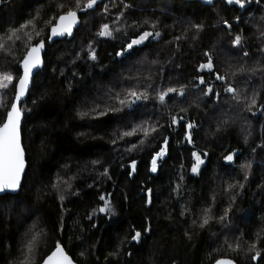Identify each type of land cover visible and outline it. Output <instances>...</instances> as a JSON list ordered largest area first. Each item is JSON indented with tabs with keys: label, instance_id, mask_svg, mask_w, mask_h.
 Wrapping results in <instances>:
<instances>
[{
	"label": "trees",
	"instance_id": "trees-1",
	"mask_svg": "<svg viewBox=\"0 0 264 264\" xmlns=\"http://www.w3.org/2000/svg\"><path fill=\"white\" fill-rule=\"evenodd\" d=\"M57 3L66 7L58 10ZM70 6L72 0L0 4V35L39 11L36 23L43 31L31 43L43 39L47 44L44 69L35 76L22 105L31 110L25 112L22 129L28 170L19 194L0 197V264H21L34 233L42 234L32 264H42L57 240L77 264H215L223 258L237 264H264V148L260 147L264 144V54L259 51L264 47L260 35L264 2L241 10L225 0L212 6L185 0H105L80 15L81 26L72 39L51 44L44 21ZM152 23L163 35L161 41L149 40L131 55L115 56L138 33L154 31ZM103 24L110 25L114 39L97 35ZM194 24H203V30L197 31ZM238 34L245 38L240 47L231 43ZM177 36L182 39L174 41ZM88 45L95 49L96 61L88 59ZM26 50L22 36L11 54L0 53V72L21 74L17 61ZM243 51L249 55L243 56ZM205 52L212 55L215 70L221 75L227 72L228 83L241 92L239 103L223 91L225 82L212 77L206 81H214L215 91L221 93L219 102L199 91L205 87L196 79L205 76L198 71L207 62ZM15 83L0 90L5 104L0 108V123L13 102ZM148 84L149 99L131 109L109 112L99 119L79 115L94 104L115 105L110 94L132 87L144 91ZM181 86H186L185 96L169 94L166 106L154 99L161 90ZM254 94L257 103L248 110ZM181 107L187 112H180ZM177 114L198 125L192 133L194 143L184 138V122L168 127L170 117ZM141 124L157 126L158 131L146 138L143 134L120 138ZM165 137L168 154L153 173L151 156ZM142 139V146L125 151ZM195 151L208 153L199 175L191 172ZM230 152L237 154L234 163L223 159ZM132 160L137 161V169L129 174ZM249 163L245 180L241 165ZM105 169L110 179L101 175ZM229 184L244 187L230 191ZM149 188L151 204L146 203ZM108 193L116 217L98 211L104 205L99 196ZM229 207L231 223L219 222ZM205 209H210V220L201 228ZM149 225L151 232L140 243L121 244L130 241L133 230L143 233ZM237 242L238 251L234 250ZM253 243L261 253L257 262L250 259L255 254L249 251ZM117 248L120 254L111 255Z\"/></svg>",
	"mask_w": 264,
	"mask_h": 264
},
{
	"label": "snow or ice",
	"instance_id": "snow-or-ice-1",
	"mask_svg": "<svg viewBox=\"0 0 264 264\" xmlns=\"http://www.w3.org/2000/svg\"><path fill=\"white\" fill-rule=\"evenodd\" d=\"M8 0H0V4L7 3ZM73 6L68 7L67 11H64L62 14L57 16L50 17L49 20L44 21L46 27L50 29V37L56 36H64L72 35L73 27L79 23L77 12H87L89 9H93L94 6L97 5L98 0H86V3H83L82 0H72ZM206 3L211 5L213 0H206ZM226 3L229 5H237L239 8L244 9L246 5L256 3L260 4L261 0H226ZM66 7L65 3H57L56 8L58 10H62ZM125 8L130 7L129 5H124ZM105 11H107V6H105ZM121 17L123 13L120 14ZM39 19V11L37 14L33 16L31 19L25 21V23L20 24L16 28L9 27L5 34L0 35V53L5 55L11 54L12 46L15 45L16 41L21 40L22 36L25 38V47L26 53L22 59L18 60L17 63L19 64L18 72L22 70V73L17 75H13L11 72L4 73L0 72V90H6L9 88L10 85L14 84V98L13 102L10 105L9 110L6 111L3 122L0 123V193L6 192H17L21 189V180L25 174V167H26V160H25V149L22 145V136H21V125L22 121L25 116L26 111H31L30 109H26L21 107L22 101H24L25 97L30 96V86L33 85V72L35 69H40L43 67L44 61L42 59L41 53L45 48V42L43 39H38L36 43H31L34 38L40 37L42 35L43 29H39L37 27L36 21ZM236 22L239 23L240 18L236 17ZM264 19V17H262ZM55 20L56 23H52ZM223 24L227 26L228 29L232 28V25L227 21L223 20ZM87 23V21H85ZM145 24L148 21H144ZM151 27L154 31H142L138 33L134 38H131L125 46L118 52L115 53L117 57H125L126 54L131 55L133 53L134 48L138 46L145 45L146 41H149V38L153 40H159L161 38V32L155 31L157 25L156 23H152ZM197 31H202L204 28L203 24H194L192 25ZM30 29V30H29ZM115 31H119V29H115ZM34 34V35H33ZM98 36H105L115 38L113 36V30L110 28V25L103 24L101 31L97 33ZM260 35L264 37V30L261 31ZM183 38H187L186 36ZM182 37L177 36L174 37V41L181 40ZM245 38L242 35H236L234 39L231 41L233 46L240 47L242 46V42ZM11 42V43H9ZM171 43V41L169 42ZM179 47V45H177ZM259 51L264 54V47H261ZM242 55L247 57L249 53L247 51H243ZM204 56L207 57V62L202 63L198 66V71L207 70L208 73L214 75L215 81H223L225 85L223 87V91L225 93L230 94L231 98L239 103L241 92L238 91L236 87H234L231 83H228V73L221 75L218 71L215 70V65L213 63L212 55L208 52L204 53ZM87 57L91 61H96L98 59L95 49L92 45H88L87 48ZM155 63V61H153ZM244 69L241 68L239 71H243ZM38 74V73H37ZM63 74V73H61ZM233 76L236 75L235 72L232 73ZM199 80V85H205L204 88H199V85H196L199 88V91L202 93L204 97H215V100L219 102L221 93L219 91H215L214 89V81H206L203 75H199L196 77ZM151 84L145 86L144 91L137 90L136 87L124 89L122 92H117L114 94H110L109 100L115 101V105L105 102V106L103 108L100 107L99 104H94L89 111L81 112L79 115L83 118L86 116H93L95 119H99L100 117H104L108 115L109 112H121L125 108L131 109L133 105H136L138 102L146 101L149 99V93L147 88H150ZM185 87L181 86L179 88L169 87L166 90H161L156 93L154 97L155 100L159 102V104L166 106V97H169V94H175L178 97L185 96ZM35 103V101H32ZM256 94L251 97L250 102L248 103V110H251L256 105ZM5 107L4 104V94L0 93V108ZM180 112H187L186 108L181 107ZM181 122L183 123V127L185 128L184 138L189 143H194L193 141V129H196L198 125H196L191 120H185L184 116L172 115L170 117V123L168 127H172L173 125H180ZM225 124L227 121L224 122ZM159 127H163V125H159ZM158 127L154 125H149L148 127H144V125H137L132 127L128 131H124L120 134V138L123 139L124 137H132L134 135L143 134L146 138L149 136L151 132H157ZM115 143V140L113 141ZM145 141L142 139L139 141V144H131L129 148H126L125 151L131 152L135 150L137 147L142 146ZM261 148H264V144L260 145ZM168 154V138H163V144L159 148L158 151H155L154 154L151 156V168L150 171L155 173L158 169V162L162 161L163 158ZM192 157L195 160V163L191 166V172L194 174H200L201 165L205 163V159L208 156L207 152H192ZM236 152H230L228 155L224 156L223 159L227 162L233 161ZM203 157V158H202ZM95 163V162H94ZM131 173H135L137 169V161L132 160L130 164ZM241 168L245 170L244 179L247 180V170L251 168L249 164L241 165ZM102 176H107L109 179L108 170L105 169L104 172L101 173ZM67 183V182H65ZM239 187L243 189V184H229L228 189L231 191L232 189ZM54 188L58 187V184L53 185ZM91 187V185H89ZM147 197L146 203H152V190L149 188L146 190ZM78 194V193H77ZM111 196L110 193L106 195H100L99 199L104 201L103 207L98 209L99 212L105 213L106 215H113L114 214V207L112 201L107 197ZM60 200L63 201L65 199L64 195H60ZM215 197H213V201ZM235 197H233V201ZM210 209H205V214L203 216L202 222L200 223L199 227L204 228L206 225L209 224L210 217L208 213ZM231 212V207L225 209L224 214L221 215L218 219L219 222L223 223L226 220L228 223H231L229 219V213ZM184 215V212L180 213ZM91 219V216L88 217ZM195 224L196 222L193 221ZM61 231L63 228L61 227ZM151 232V226L145 227L143 233L138 230H133L131 234L130 241H121L123 245L125 242L131 243L136 242L140 243L141 238L144 234ZM42 233H34L31 238L29 239L28 243L26 244L27 253L25 254V259L21 262V264H32L31 256L34 251L38 236ZM191 237H189L190 239ZM55 250L51 252V255H48L46 259L43 260L42 264H74L72 257H70L65 250V247L61 244L59 240L55 242ZM232 247V245H229ZM240 244L237 242L235 244L234 250H239ZM250 252H254L255 254L250 257L252 260H256L261 258V253L257 250L256 244L253 243L249 247ZM120 254V249L117 248L116 251L111 253L113 256H118ZM81 256L84 253H80ZM128 256H131L132 253H127ZM216 264H235V261L232 259H219L216 261Z\"/></svg>",
	"mask_w": 264,
	"mask_h": 264
},
{
	"label": "water",
	"instance_id": "water-1",
	"mask_svg": "<svg viewBox=\"0 0 264 264\" xmlns=\"http://www.w3.org/2000/svg\"><path fill=\"white\" fill-rule=\"evenodd\" d=\"M105 0H98V3H97V5L96 6H94V8L93 9H89V10H87V12L85 13V12H77V15H78V19H79V23H77L74 27H73V29H72V35L71 36H68V35H64V36H56V37H51V39H49V42L51 43V44H53V43H55L56 41H61V40H64L65 38H69V39H72L73 37H74V35H75V32L79 29V27L81 26V18H80V15H82V14H87L88 12H90V11H93L99 4H101V3H103ZM166 1H170V0H166ZM185 1H197V2H200V3H202L203 5H206V6H212V5H214L218 0H213V3L211 4V5H209V4H207L206 3V0H185ZM225 2H226V0H225ZM229 5V4H228ZM232 6V5H231ZM234 6H236V7H238L239 8V6H237V5H234ZM251 6V4H249V5H246V8H248V7H250ZM246 8H244V9H246ZM241 9V8H240ZM244 9H241V10H244ZM45 42V41H44ZM46 50H47V44H46V42H45V48H44V50L42 51V53H41V56H42V59H43V61H44V55H45V53H46ZM44 66H45V61H44V64H43V67L42 68H40V69H35L34 70V72H33V81H34V78H35V76L37 75V73H39L41 70H43L44 69ZM21 72H22V70H21ZM202 72V71H201ZM32 86L33 85H31L30 86V91H31V89H32ZM28 99V97H25V99H24V101H22V103H21V107H22V105L26 102V100ZM138 103H141V102H138ZM137 103V104H138ZM136 104V105H137ZM24 119H25V116H24ZM24 119H23V121H22V125H21V136H22V145H23V147H24V144H23V133H22V129H23V125H24ZM25 149V148H24ZM235 159H236V157L234 156V158H233V161H231V162H234L235 161ZM25 160H26V167H25V174H24V176L22 177V180H21V185L23 186V182H24V179H25V176H26V173H27V170H28V162H27V155H26V151H25ZM21 189H22V187H21ZM21 189L20 190H18L17 192H6V193H0V197H2V196H5V195H8V194H12V195H17V194H19L20 192H21ZM66 250V249H65ZM68 253V252H67ZM51 255V254H50ZM69 255V254H68ZM70 256V255H69ZM71 257V256H70ZM73 259V258H72ZM223 259H229V258H223ZM73 261H74V259H73ZM256 262L258 261V259H256L255 260ZM74 264H77L75 261H74ZM216 264V263H215ZM235 264H237L236 262H235Z\"/></svg>",
	"mask_w": 264,
	"mask_h": 264
},
{
	"label": "flooded vegetation",
	"instance_id": "flooded-vegetation-1",
	"mask_svg": "<svg viewBox=\"0 0 264 264\" xmlns=\"http://www.w3.org/2000/svg\"><path fill=\"white\" fill-rule=\"evenodd\" d=\"M163 39V35L161 34V38L159 39V40H153L152 38H149V40H151V41H153V42H158V41H161ZM147 42V41H146ZM145 42V43H146ZM142 46V45H141ZM201 74H204L205 76H204V78H205V80L206 79H208L207 77H212V78H214V75H212V74H210V73H208V71L207 70H204V71H199ZM195 152H198V151H195ZM237 155V154H236ZM236 155H235V157H236ZM165 159V158H164ZM163 159V160H164ZM161 162V161H160ZM160 162H158V165L160 164ZM207 163V161L205 160V163L203 164V165H201V168L202 167H204L205 166V164ZM234 163V162H233ZM200 168V169H201Z\"/></svg>",
	"mask_w": 264,
	"mask_h": 264
},
{
	"label": "rangeland",
	"instance_id": "rangeland-1",
	"mask_svg": "<svg viewBox=\"0 0 264 264\" xmlns=\"http://www.w3.org/2000/svg\"><path fill=\"white\" fill-rule=\"evenodd\" d=\"M165 157H166V156H165ZM165 157H164V158H165ZM164 158H163V159H164ZM117 214H118V213H117V211H116V210H114V214H113V215H111V216H112V217H116V216H117Z\"/></svg>",
	"mask_w": 264,
	"mask_h": 264
},
{
	"label": "built area",
	"instance_id": "built-area-1",
	"mask_svg": "<svg viewBox=\"0 0 264 264\" xmlns=\"http://www.w3.org/2000/svg\"><path fill=\"white\" fill-rule=\"evenodd\" d=\"M261 2H264V0H261ZM253 4H254L255 6L258 5V4H256V3H252L251 5H253Z\"/></svg>",
	"mask_w": 264,
	"mask_h": 264
},
{
	"label": "bare ground",
	"instance_id": "bare-ground-1",
	"mask_svg": "<svg viewBox=\"0 0 264 264\" xmlns=\"http://www.w3.org/2000/svg\"><path fill=\"white\" fill-rule=\"evenodd\" d=\"M224 155V154H223Z\"/></svg>",
	"mask_w": 264,
	"mask_h": 264
}]
</instances>
